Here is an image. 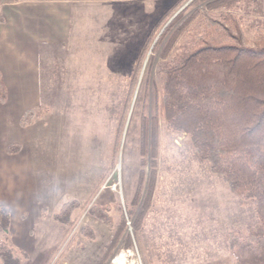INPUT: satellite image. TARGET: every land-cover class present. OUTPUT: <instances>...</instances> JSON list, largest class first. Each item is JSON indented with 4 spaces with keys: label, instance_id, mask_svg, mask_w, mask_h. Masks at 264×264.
<instances>
[{
    "label": "rangeland",
    "instance_id": "obj_1",
    "mask_svg": "<svg viewBox=\"0 0 264 264\" xmlns=\"http://www.w3.org/2000/svg\"><path fill=\"white\" fill-rule=\"evenodd\" d=\"M69 1V37L49 51L50 62L44 56L41 64L43 105L36 113L44 118L33 146L55 152L58 159H49L50 164L66 178L86 179L90 170L101 169L104 173L97 183L99 189L111 191V186L117 184L120 191L115 192L117 198L108 206L113 227H108L107 237L120 227L121 206L130 213L125 218L132 221L143 264L148 260L234 264L227 235H243L256 220L252 205L209 171L189 137L169 129L160 110L161 71L175 62L185 45L179 36L165 51L178 22L172 30L165 29L178 12L183 10L185 18L204 4L193 0ZM238 14L250 37L253 27L264 21V0L244 2ZM2 162L0 158V167ZM60 182L70 185L61 177ZM97 202L92 197L80 203L82 206L73 213L74 225L67 229L69 236L44 264H56L64 248L101 251L104 238L99 227L104 230L107 226L89 213ZM151 206L150 221L155 216L162 218L157 219L161 238L173 241L175 250L158 254L170 252L169 257L154 258L155 251L140 247V238L144 241L148 232L137 234ZM83 227L95 229L96 242L89 244L90 239L81 235ZM196 238L203 241L202 251H193ZM180 239L187 243L186 251L176 243ZM131 243L124 225L121 236L104 251L99 264H104L114 246L116 252ZM34 261L40 259L25 264H37Z\"/></svg>",
    "mask_w": 264,
    "mask_h": 264
},
{
    "label": "trees",
    "instance_id": "obj_2",
    "mask_svg": "<svg viewBox=\"0 0 264 264\" xmlns=\"http://www.w3.org/2000/svg\"><path fill=\"white\" fill-rule=\"evenodd\" d=\"M194 1L203 7L185 18L183 10L178 12L165 29L172 30L178 22L165 51L179 36L185 45L175 62L161 71L160 110L169 129L189 137L209 171L252 205L256 220L243 235H227L233 263L264 264V21H259L248 37L238 11L251 0ZM5 99L0 75V102ZM36 117V111H25L20 126L27 127ZM19 150L18 144L6 148L9 154ZM81 206L75 200L64 202L53 218L69 229L74 225L73 213ZM109 209L93 205L89 213L111 229ZM118 209L120 227L105 251L121 236L125 214L130 216L121 206ZM9 226L10 211L0 205V264H20L26 255L10 246ZM80 232L95 239L86 227Z\"/></svg>",
    "mask_w": 264,
    "mask_h": 264
},
{
    "label": "crops",
    "instance_id": "obj_3",
    "mask_svg": "<svg viewBox=\"0 0 264 264\" xmlns=\"http://www.w3.org/2000/svg\"><path fill=\"white\" fill-rule=\"evenodd\" d=\"M71 13L69 0H7L0 7V75L6 89L5 102H0V158L3 160L0 167V205L10 211L11 247L26 255L20 264L32 263L33 259H40L34 262L44 264L61 249L69 232L54 220L53 215L64 202L86 203L93 197L98 200V206L110 207L113 204L109 202L117 198V193L97 187L104 173L101 169L90 170L86 179L79 177L78 181L53 170L49 159L56 160L58 155L33 146L44 117H36L27 127H21L19 123L25 111H38L43 105L41 64L44 56L50 62L49 51L62 45L69 37ZM12 144H18L20 150L9 154L6 148ZM60 177L70 185H63ZM151 208L153 206L137 234L148 232L144 241L140 238V247L143 251H155L154 258L169 257L170 252L158 254L159 251L175 250L172 249L173 241L168 237L161 238L157 225V219L161 217L155 216L153 222L150 221ZM99 228L104 238L101 251L89 253L82 251L85 247L64 248L56 264H99L106 244L112 239L111 235L109 239L107 237L108 227L104 226V230ZM92 230L95 233V229ZM97 239L96 234L95 239L87 240L90 244ZM176 243L187 250L186 242L180 239V244ZM194 246L193 251H202V239L197 241L196 238ZM115 249L114 246L104 264H108ZM153 261L148 260L147 264L170 262Z\"/></svg>",
    "mask_w": 264,
    "mask_h": 264
},
{
    "label": "built area",
    "instance_id": "obj_4",
    "mask_svg": "<svg viewBox=\"0 0 264 264\" xmlns=\"http://www.w3.org/2000/svg\"><path fill=\"white\" fill-rule=\"evenodd\" d=\"M4 2V0H0V7L4 4ZM110 189L111 191L117 193L120 191L117 184H113ZM125 228L127 234L131 236L132 243L128 247H121L117 249L109 259L108 264H143L140 251L133 238L132 221L128 217H126Z\"/></svg>",
    "mask_w": 264,
    "mask_h": 264
}]
</instances>
